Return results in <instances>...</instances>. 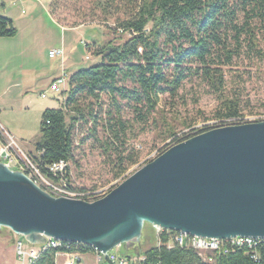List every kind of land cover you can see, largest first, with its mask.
I'll return each instance as SVG.
<instances>
[{
	"label": "trees",
	"instance_id": "obj_1",
	"mask_svg": "<svg viewBox=\"0 0 264 264\" xmlns=\"http://www.w3.org/2000/svg\"><path fill=\"white\" fill-rule=\"evenodd\" d=\"M130 2L131 0H125ZM127 18L113 29V34H126L87 50L98 63L69 75L66 94L60 109H46L41 115L39 134L34 142V164L45 179L56 185H68V167L59 183L48 167L59 161L70 162L75 150L74 133L88 125L89 136L96 140V128L106 134L105 149L114 150L110 163L113 178L123 176L137 164L139 156L125 147V123L121 111L127 109L135 118L148 123L156 112L161 96L170 101L179 97L183 83L199 78L218 102L217 120L242 119L241 102L224 90L223 68L231 64L242 50L264 58V0H134ZM0 2V39L13 38L17 30L3 15ZM212 129L204 127L194 134L175 139L172 146ZM173 137L174 133H170ZM0 142L3 143L0 134ZM119 144V145H118ZM127 177H124L126 179ZM42 190H44L41 187ZM45 191V190H44ZM80 200L90 202L88 197ZM175 232H169L173 234ZM48 250L34 264H55V254ZM94 251L82 246L80 254ZM257 259L246 249L227 254L198 253L188 247L170 244L166 231L158 236L157 245L146 250H124L126 259L143 258L137 264H264V249Z\"/></svg>",
	"mask_w": 264,
	"mask_h": 264
},
{
	"label": "water",
	"instance_id": "obj_2",
	"mask_svg": "<svg viewBox=\"0 0 264 264\" xmlns=\"http://www.w3.org/2000/svg\"><path fill=\"white\" fill-rule=\"evenodd\" d=\"M145 223L208 239L264 240V121L213 128L164 150L100 199L52 197L0 162V228L109 253Z\"/></svg>",
	"mask_w": 264,
	"mask_h": 264
},
{
	"label": "rangeland",
	"instance_id": "obj_3",
	"mask_svg": "<svg viewBox=\"0 0 264 264\" xmlns=\"http://www.w3.org/2000/svg\"><path fill=\"white\" fill-rule=\"evenodd\" d=\"M47 3L46 9L49 13L41 7L39 0H27L26 11L21 16L22 20L15 26L19 29L20 37L33 33L39 36L41 42L30 52L31 56L36 58L35 65L44 70L42 73L44 83L37 86L35 93L45 92L46 97L40 100L43 106L60 109L66 94L49 91L51 76L56 72L58 75L64 72L69 77L79 69L98 63L99 60L86 48L87 45H92V42L97 46L113 39L116 44L123 42L127 35L121 33L114 35L113 29L120 21L128 17L135 3L134 0L130 2L125 0H47ZM8 10L17 15L20 8L9 6ZM29 18L32 21L27 23ZM33 20L37 22L34 23ZM259 38L262 47L264 41L261 37ZM23 45H27V42L24 41ZM60 48L63 50L62 59L49 57V51ZM223 71L224 90L241 102L244 124L264 121V58L248 53L244 49L229 66L223 68ZM205 85L199 78H191L183 83L179 97L175 101L172 102L165 96H161L156 112L146 124L139 122L131 111L127 109L121 111V118L126 129L121 139H124L128 150L138 154L139 160L119 178L115 179L112 176L110 163L114 160V150L113 148L107 150L102 144L106 134L101 124L96 128V140L89 136L87 130L90 125L76 130L75 150L73 159L68 163L67 172L68 185L73 190L67 191L75 195L81 194L89 199L95 193L107 194L117 187L124 177H129L171 147L175 139L192 135L204 127H217L219 122L215 118V111L218 102ZM66 90L67 86L62 88L63 92ZM16 115L14 113L11 116L13 123L22 119L17 120ZM37 122L38 117L32 142L38 138ZM170 133H174V136L171 137ZM13 139L17 147H20L14 135ZM15 150L18 151L17 148ZM24 155L33 160L35 154L24 153ZM66 181V179L63 180V182ZM36 185L40 188L44 187L39 183ZM54 186L65 188L63 185ZM155 228L145 223L140 243L130 249L121 246L110 254L116 255L121 249L146 250L157 245L158 234ZM15 239L20 240V237L6 228H0V264H9L6 255L9 254L11 247L13 248ZM101 264L107 263L102 260Z\"/></svg>",
	"mask_w": 264,
	"mask_h": 264
},
{
	"label": "crops",
	"instance_id": "obj_4",
	"mask_svg": "<svg viewBox=\"0 0 264 264\" xmlns=\"http://www.w3.org/2000/svg\"><path fill=\"white\" fill-rule=\"evenodd\" d=\"M39 1L41 7L48 12L46 9L48 5L47 0ZM0 2L5 6L3 15L12 21L13 26L17 30L15 37L0 39V130L11 138L14 135L18 139L17 141L20 144L18 148L21 152L26 154L34 153V156H36L33 146L35 141L32 142L34 140L32 137H35L36 119L38 117L37 127L39 131L43 111L52 109L42 105L40 100L44 98H41L40 94L43 92L35 93L37 86L44 83V75L42 74L44 70L39 69L38 65H35L36 58L33 55L31 56L30 50L37 47L41 41L39 40V36L34 33L20 37L19 29L15 26L18 21L22 20L21 16L26 11L27 0H0ZM9 6L11 8H20L19 13L14 15L11 10H8ZM32 19L29 18V21L26 22L29 23ZM33 22L37 21L33 20ZM24 41L27 42L25 46L23 45ZM59 75L58 72L53 74L51 76V83ZM32 96L35 97L33 98ZM14 113L17 114V120L22 118L16 123L11 121V116ZM1 146L2 143L0 142V148ZM8 252L9 254L6 256L9 259V264H20L16 258L14 246ZM116 256H121V251H117ZM70 257L68 254L58 253L55 256V264H66ZM79 257L80 260L75 264H101L102 260H104L95 251L80 254Z\"/></svg>",
	"mask_w": 264,
	"mask_h": 264
},
{
	"label": "built area",
	"instance_id": "obj_5",
	"mask_svg": "<svg viewBox=\"0 0 264 264\" xmlns=\"http://www.w3.org/2000/svg\"><path fill=\"white\" fill-rule=\"evenodd\" d=\"M50 58H63V50L56 49L48 53ZM68 76L61 72L60 75L51 83L49 86V91L52 93H61L62 88L67 86ZM41 98L46 97L45 92L40 94ZM219 125L215 128L231 126V125H241L244 124L242 119H226L218 120ZM214 127H212L213 129ZM2 139L4 140L0 148V162L4 163L11 170L19 171L26 175L30 180L35 184L39 183L44 185V190L51 195L52 197H66L79 199L83 197L81 194L75 195L67 191L66 188H59L52 185L50 181L45 179L40 173L39 168L34 164V161L31 157H27L23 152L17 147L14 139L9 135L0 130ZM17 148L18 151L15 150ZM66 167H68V162L59 161L48 167L49 172L57 178L59 183H63ZM106 193H95L90 202L105 196ZM158 236L163 230L155 228ZM169 236L170 244L176 245L178 247H188L195 250L198 253L210 252L220 254H227L234 249H246L249 253L253 254V257L257 259V251L264 249V240L263 239H252V238H243L235 237L230 239H208V238H199L186 235L184 233H173L169 234V231H166ZM84 245L70 243V242H61L51 238H46V241L42 245L31 246L27 244L23 238L20 237V240L14 241V250L15 255L20 264H34V262L39 258L41 254L48 250H60L58 253H65L70 255V259L66 264H75L80 260V253L78 249ZM95 251V250H94ZM96 252V251H95ZM56 253L55 256L58 254ZM110 260L114 264H137L140 261H143V258H132L126 259L124 257L108 254ZM208 263L214 262V259L208 258Z\"/></svg>",
	"mask_w": 264,
	"mask_h": 264
}]
</instances>
